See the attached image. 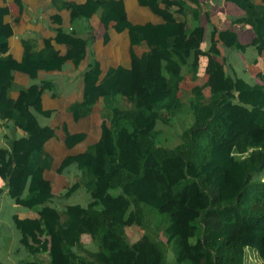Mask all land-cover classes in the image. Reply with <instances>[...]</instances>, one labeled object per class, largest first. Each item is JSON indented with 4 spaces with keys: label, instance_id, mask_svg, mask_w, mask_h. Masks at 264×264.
<instances>
[{
    "label": "trees",
    "instance_id": "trees-1",
    "mask_svg": "<svg viewBox=\"0 0 264 264\" xmlns=\"http://www.w3.org/2000/svg\"><path fill=\"white\" fill-rule=\"evenodd\" d=\"M98 9L105 23L128 30L133 45L145 43L158 53V71L152 73L156 64L147 51L132 56L136 77L132 68L122 66L101 76L96 61L84 72L82 98L67 111L81 119L102 96L101 117L108 126L102 125L100 140L83 155L67 156L57 168L75 163L80 174L62 196L83 189L90 198L84 203L59 207L45 183L44 173L55 165L46 144L57 133L40 124L34 112L50 116L41 107L49 83L21 90L20 106L8 117L3 114L24 133L14 142L16 160H0V176L15 202L37 214L34 219L13 217L29 255L21 263L264 264V73L255 83L231 74L217 43L202 48L204 30L198 22L183 30L181 23L187 21L159 13V23L132 25L120 21V0H88L72 6L71 16L86 18ZM245 20L257 50H264V13L248 11ZM223 36L233 34L218 33ZM79 39L71 33L72 50L66 56L50 45L37 52L24 41L21 62L0 59V70L10 71V77L1 78L2 86L11 87V72L26 61L45 60L46 70L66 60L78 64L87 47ZM6 46L0 35V47ZM234 48L242 47L236 43ZM60 128L67 148L85 138L69 132L66 124ZM145 205L168 216L165 241L148 222ZM134 226L141 235L130 242L126 230ZM83 236L91 243L84 244ZM170 249L174 261L167 260Z\"/></svg>",
    "mask_w": 264,
    "mask_h": 264
},
{
    "label": "crops",
    "instance_id": "crops-1",
    "mask_svg": "<svg viewBox=\"0 0 264 264\" xmlns=\"http://www.w3.org/2000/svg\"><path fill=\"white\" fill-rule=\"evenodd\" d=\"M88 0H0V35L6 37V48L0 47V59L9 58L16 63L21 62L24 56V41L37 52L45 47L52 46L59 56H66L72 50L69 43L71 33H76L79 40L85 42L86 55L78 63L72 60L61 62L56 70H46L45 60L35 62L26 61L22 69L14 68L11 72L12 85L10 88L2 86V77H10V71L0 70V160H16L18 153L14 142L23 136V130L13 124L8 117V111L18 108L25 98L21 91L30 86H42L49 83L42 92L41 107L43 111H50V116L36 113L35 117L42 125H51L56 128L57 136L51 139L46 148L54 157L55 165L44 173L45 183H50L54 201L59 207L69 204L70 201H89V195L79 190L70 197L62 196L68 187L74 183L75 176L80 171L75 163L67 165L62 171L57 168L67 156L83 155L87 146L98 142L101 138L102 125L107 122L101 117L103 110L102 96L97 100L91 114L74 120L67 111L70 104L79 101L83 94V74L96 61L103 76L108 69L122 66L132 68L134 77L138 70L137 63L132 56H141L144 52L150 53V61L156 64L158 71V53L148 50L145 43L133 45L128 30L116 29L114 21L105 23L98 9L86 18H73L71 7L82 5ZM124 16L120 21H128L132 25L145 23H159L161 13L178 17L188 22L181 23L183 30H188L190 22H198L204 30L201 46L204 50L215 42L231 74L241 75L252 83L257 82L259 73H264V50L258 51L254 44L255 33L247 24L245 17L248 11L264 13V0H120ZM249 1V2H248ZM160 13V14H159ZM246 30V31H244ZM232 32L233 37H218L219 32ZM242 48H234L235 44ZM46 58L50 53L46 49ZM244 61L240 63L239 60ZM203 59H201L202 61ZM205 65L201 64V71ZM157 68V69H156ZM138 76V75H137ZM6 113L7 117L3 116ZM9 114V113H8ZM61 124H66L71 133H82L85 138L72 148L63 143ZM0 216L3 208H7V216L12 223L15 237L21 234L17 229L13 217L19 219H34L37 214L15 202L8 193V187L0 176ZM83 194H87L84 199ZM76 197V198H75ZM80 197V198H77ZM73 199V200H70ZM13 232V230L11 229ZM18 234V235H17ZM2 236V237H1ZM0 237H5L0 225ZM88 236H83L82 242L86 245ZM4 241L0 242L2 251L14 255L12 247L5 249ZM22 247V245L20 244ZM18 248V247H17ZM23 248V247H22ZM14 258L10 264H22L24 258ZM2 264L5 261L0 259Z\"/></svg>",
    "mask_w": 264,
    "mask_h": 264
},
{
    "label": "rangeland",
    "instance_id": "rangeland-1",
    "mask_svg": "<svg viewBox=\"0 0 264 264\" xmlns=\"http://www.w3.org/2000/svg\"><path fill=\"white\" fill-rule=\"evenodd\" d=\"M244 31H246V30H244ZM204 62H205V59L203 58L202 64H204ZM239 62L244 63V61H242L241 58H240ZM107 126H108V124H107ZM106 143L109 144V141H106ZM86 195L87 194H85V195L83 194L82 198L84 199V197ZM77 198H80V197H77ZM70 200H73V199H70ZM75 202L84 203V201L79 200V201H72V202L70 201L69 204H72ZM85 202H86V200H85ZM144 208L146 209V211L148 212V215H149V219H148L149 221L148 222H150L151 225L155 226L157 238L161 241H165L166 233L164 231V227L169 222L168 216H166L165 214L159 213L156 209H153L147 205H145ZM1 213H2V215L0 216V225L3 228V233H4L5 237H3V240H2V238H1L2 236H1L0 242L6 241V239H9V243H8L9 247H12V249L15 248V250L13 251L14 255H12L11 253H8L7 251H2V247H0V259L5 261V264H10V261H7V257H10L9 260L13 259L14 258L13 256H16V258H27L29 255L27 254L25 249L20 246L19 239H17L15 237V234H16L15 232H17V231L13 228L12 223L9 220V217L7 216V208L6 207L3 208ZM11 229L13 230V232L11 231ZM151 229H152V227H151ZM144 231L148 232L147 230H144ZM126 233H127L128 240L131 242V241H134L140 237L141 229L134 226V227L128 228L126 230ZM87 238H88L87 242L89 241V243H90V238L89 237H87ZM3 247H4V245H3ZM167 260L168 261H174V252L172 251V249H170L168 252Z\"/></svg>",
    "mask_w": 264,
    "mask_h": 264
}]
</instances>
